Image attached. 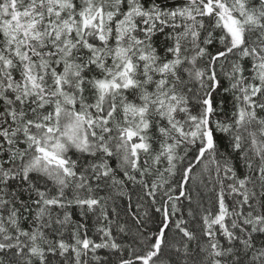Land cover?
Wrapping results in <instances>:
<instances>
[{
	"label": "snow or ice",
	"instance_id": "1",
	"mask_svg": "<svg viewBox=\"0 0 264 264\" xmlns=\"http://www.w3.org/2000/svg\"><path fill=\"white\" fill-rule=\"evenodd\" d=\"M0 264H264V0H0Z\"/></svg>",
	"mask_w": 264,
	"mask_h": 264
}]
</instances>
